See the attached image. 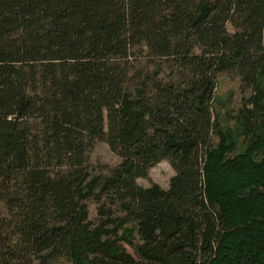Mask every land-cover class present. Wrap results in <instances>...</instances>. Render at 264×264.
<instances>
[{"label": "trees", "instance_id": "obj_1", "mask_svg": "<svg viewBox=\"0 0 264 264\" xmlns=\"http://www.w3.org/2000/svg\"><path fill=\"white\" fill-rule=\"evenodd\" d=\"M223 71L251 91L235 129ZM60 260L264 264V0H0V264Z\"/></svg>", "mask_w": 264, "mask_h": 264}, {"label": "rangeland", "instance_id": "obj_2", "mask_svg": "<svg viewBox=\"0 0 264 264\" xmlns=\"http://www.w3.org/2000/svg\"><path fill=\"white\" fill-rule=\"evenodd\" d=\"M227 30L233 31L231 24H227ZM251 95L250 89H243V84L240 77L229 71H223L217 74L216 87H215V103L213 105L212 113L218 118L220 126H228L229 129H235L237 126V116L239 110L243 106L244 99L249 98ZM242 135H239V140H242ZM217 136L212 135V142H217ZM121 159L114 154L103 142H96L88 152L87 168L88 172L92 176H108L111 169L120 163ZM174 170L171 165L162 160L150 168L147 178H138L137 183L143 187H149L157 184L160 188L166 189L168 187L169 180L173 175ZM102 202L106 205H110L109 201L102 198V201L98 202L95 198H90L86 201L87 205V217L91 223L97 225L100 219V210ZM115 215L120 214L116 210ZM135 224H126L127 227L134 226ZM134 232L135 244L140 243L138 234L136 232V226ZM126 249L134 254L133 248L129 245L122 243ZM57 264H70L65 260H60Z\"/></svg>", "mask_w": 264, "mask_h": 264}, {"label": "crops", "instance_id": "obj_3", "mask_svg": "<svg viewBox=\"0 0 264 264\" xmlns=\"http://www.w3.org/2000/svg\"><path fill=\"white\" fill-rule=\"evenodd\" d=\"M174 174V173H173Z\"/></svg>", "mask_w": 264, "mask_h": 264}]
</instances>
